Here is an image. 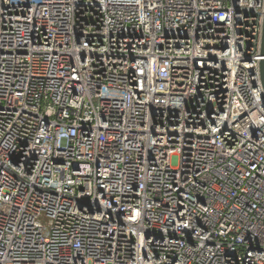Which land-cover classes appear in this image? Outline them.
<instances>
[{
	"label": "built area",
	"instance_id": "obj_1",
	"mask_svg": "<svg viewBox=\"0 0 264 264\" xmlns=\"http://www.w3.org/2000/svg\"><path fill=\"white\" fill-rule=\"evenodd\" d=\"M264 0H0V264H264Z\"/></svg>",
	"mask_w": 264,
	"mask_h": 264
},
{
	"label": "water",
	"instance_id": "obj_2",
	"mask_svg": "<svg viewBox=\"0 0 264 264\" xmlns=\"http://www.w3.org/2000/svg\"><path fill=\"white\" fill-rule=\"evenodd\" d=\"M260 54L262 57H264V17H263L262 34H261ZM259 70H260L261 85H262L263 92H264V59L260 60Z\"/></svg>",
	"mask_w": 264,
	"mask_h": 264
}]
</instances>
